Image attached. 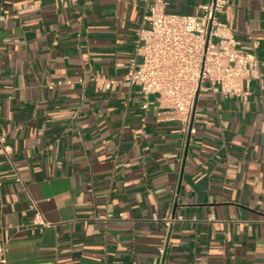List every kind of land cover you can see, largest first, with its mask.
Returning a JSON list of instances; mask_svg holds the SVG:
<instances>
[{"label": "crops", "instance_id": "crops-1", "mask_svg": "<svg viewBox=\"0 0 264 264\" xmlns=\"http://www.w3.org/2000/svg\"><path fill=\"white\" fill-rule=\"evenodd\" d=\"M152 2L0 0V264H264V0L218 14L249 98L202 93L189 136L124 80Z\"/></svg>", "mask_w": 264, "mask_h": 264}, {"label": "built area", "instance_id": "built-area-1", "mask_svg": "<svg viewBox=\"0 0 264 264\" xmlns=\"http://www.w3.org/2000/svg\"><path fill=\"white\" fill-rule=\"evenodd\" d=\"M227 4L228 0H204L197 13L180 14L167 10V0H153L137 30L135 55L124 80L138 87L146 104L151 95L156 96L171 119L180 122L186 136L194 131L196 104L202 93L212 91L244 102L251 94V81L261 76L256 53L238 50L231 28L218 17ZM90 80L98 91L109 90L115 82L103 74ZM4 141L5 135L0 134V143ZM4 149L9 151L7 146ZM165 219L175 220L172 214ZM5 251L0 239V256Z\"/></svg>", "mask_w": 264, "mask_h": 264}]
</instances>
